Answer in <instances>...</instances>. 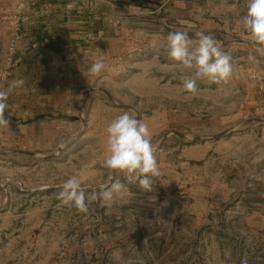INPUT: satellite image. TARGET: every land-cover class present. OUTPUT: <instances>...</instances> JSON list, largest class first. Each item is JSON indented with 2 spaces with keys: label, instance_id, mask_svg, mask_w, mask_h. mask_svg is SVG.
<instances>
[{
  "label": "rangeland",
  "instance_id": "1",
  "mask_svg": "<svg viewBox=\"0 0 264 264\" xmlns=\"http://www.w3.org/2000/svg\"><path fill=\"white\" fill-rule=\"evenodd\" d=\"M246 12L247 0H0V87L23 44L63 42L68 55L51 57L53 67L105 64L73 82L96 93L86 110L75 98L65 116L31 119L10 95L0 264H264V59L242 29ZM177 30L193 47L196 32L210 33L232 57L231 80L185 91L191 70L166 51ZM125 111L149 126L161 175L151 191L132 184L92 200L109 183L107 125ZM72 175L87 189V213L57 199Z\"/></svg>",
  "mask_w": 264,
  "mask_h": 264
},
{
  "label": "clouds",
  "instance_id": "2",
  "mask_svg": "<svg viewBox=\"0 0 264 264\" xmlns=\"http://www.w3.org/2000/svg\"><path fill=\"white\" fill-rule=\"evenodd\" d=\"M241 26L248 38L264 51V0H247V12L241 17ZM197 45L185 31H172L167 35L166 51L170 59L191 70L190 75L182 76V87L189 93L198 90V81L207 80L217 85L227 84L234 74L232 57L226 53L219 42L204 31L195 33ZM255 60V57H250ZM105 68L102 58H97L88 68L92 75H99ZM23 80L11 81L0 87V127L9 126L5 112L10 109L9 97ZM107 151L103 166L109 172V183H101L91 193L92 200L112 201L116 195L126 190L128 185L138 184L142 189H153V178L161 171L152 143L149 126L135 114L125 111L116 116L106 128ZM114 176H122L114 179ZM57 199L64 205L75 207L81 213L88 212L87 189L78 175H72L57 186ZM241 264H247L242 260Z\"/></svg>",
  "mask_w": 264,
  "mask_h": 264
},
{
  "label": "crops",
  "instance_id": "3",
  "mask_svg": "<svg viewBox=\"0 0 264 264\" xmlns=\"http://www.w3.org/2000/svg\"><path fill=\"white\" fill-rule=\"evenodd\" d=\"M94 50V52L100 51L99 49ZM261 53L262 59H264V51ZM20 54L22 64L12 79V81H24L14 90L16 93L15 103L20 108L17 110L20 116L29 115L31 119L44 114L65 116L75 102L73 99H81L79 111L86 110L90 101L96 99L95 92L87 89L81 91L80 86L73 85V82H81L83 85L82 80L89 78L87 62H83L81 65L79 63L76 68H73L71 62L66 61L55 60V62H59L57 66L49 65L53 62L51 57L68 55L67 47L63 42L55 44L53 47L52 44L37 43V46L23 44L20 47Z\"/></svg>",
  "mask_w": 264,
  "mask_h": 264
},
{
  "label": "built area",
  "instance_id": "4",
  "mask_svg": "<svg viewBox=\"0 0 264 264\" xmlns=\"http://www.w3.org/2000/svg\"><path fill=\"white\" fill-rule=\"evenodd\" d=\"M0 82H2V79L0 80Z\"/></svg>",
  "mask_w": 264,
  "mask_h": 264
}]
</instances>
